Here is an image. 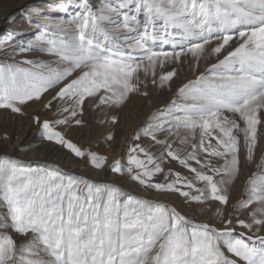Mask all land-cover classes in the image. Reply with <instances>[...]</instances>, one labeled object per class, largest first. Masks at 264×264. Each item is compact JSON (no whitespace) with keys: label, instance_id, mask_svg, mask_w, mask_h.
Instances as JSON below:
<instances>
[{"label":"rangeland","instance_id":"obj_1","mask_svg":"<svg viewBox=\"0 0 264 264\" xmlns=\"http://www.w3.org/2000/svg\"><path fill=\"white\" fill-rule=\"evenodd\" d=\"M178 2L218 21L221 0H0V264H264V111L227 115L168 55L202 42L160 23ZM33 132L126 186L24 160Z\"/></svg>","mask_w":264,"mask_h":264},{"label":"bare ground","instance_id":"obj_2","mask_svg":"<svg viewBox=\"0 0 264 264\" xmlns=\"http://www.w3.org/2000/svg\"><path fill=\"white\" fill-rule=\"evenodd\" d=\"M221 2V9L217 5L214 6L217 8H215L216 11L212 12V14L216 13L218 21L213 20L210 12L200 13V15L191 14V12L186 13L179 2L176 5L174 4L175 6L170 13H167L165 8L159 9L160 23L164 24L165 21H171L175 24L171 23L169 25L170 29L175 27L181 28V30L184 29L187 31L186 34L193 37L194 40L202 41L191 47H186L175 53V55L172 53H168V55L177 59H191L193 63H198L199 67L203 66V68L198 69V72L203 75L200 80L205 85L204 89L208 91L209 85L218 87L219 93L230 102L226 106H220L227 115L234 116L235 114H246L248 111H264V0H221ZM38 6L44 9L50 7L47 4H38ZM224 8L229 10L228 13L226 10V13L223 12ZM65 27H70V25L67 24ZM175 30V32L182 33L179 29ZM16 50L18 48L11 45L0 47V57L2 59L4 56L9 57L11 55L17 57L15 53H12ZM136 51H140L141 54L147 53L146 48L137 49ZM26 56L30 58L31 56H37V54L31 53ZM159 56L157 53L150 54L152 58H158ZM237 70L243 72L237 75ZM261 79L262 81H260ZM247 98L252 99L246 105L238 106L239 102ZM212 100L208 101L207 99L202 107L204 109L211 107L213 105ZM218 104L216 105L219 106ZM41 107V102H30L23 110H35ZM76 129L70 131V135L74 140L81 136V133L77 134L79 129ZM27 144L31 149L30 152L26 155L18 154V156L24 157V160L57 164L62 171L73 176H83L93 181L112 182L122 188L126 186L120 178L110 177L106 179L104 171L98 172L89 169L84 161L74 162L71 156L62 148L40 141L36 132L30 135ZM14 153V149L6 151L3 145L0 146V154L13 156ZM3 213L4 211L0 210V214L3 215ZM208 217L209 214L204 220L207 221ZM6 222L10 221L7 219L3 221V223ZM1 228L0 226V231ZM13 234H15V230L12 228L8 235ZM38 238L41 239V237ZM39 242L35 241V243ZM37 251L40 253L42 249ZM45 259L51 261V258H44V261Z\"/></svg>","mask_w":264,"mask_h":264}]
</instances>
